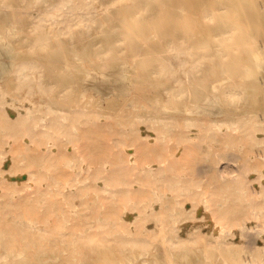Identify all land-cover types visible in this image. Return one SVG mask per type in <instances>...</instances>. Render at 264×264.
<instances>
[{"label": "bare ground", "instance_id": "bare-ground-1", "mask_svg": "<svg viewBox=\"0 0 264 264\" xmlns=\"http://www.w3.org/2000/svg\"><path fill=\"white\" fill-rule=\"evenodd\" d=\"M17 1L25 0H0V15L8 12ZM213 3L215 6H212ZM189 6L193 7L192 12L185 13ZM25 15L24 24L29 32L26 38L32 37L33 41L30 45L42 46L53 36L60 37L67 55L62 53L67 61H71L66 51L68 48L72 55L76 50L82 55L89 50L95 56L91 65L99 72L111 69L115 59L113 48L125 50L129 47L123 45L124 28L115 31V28L124 25H118L122 22L121 18H128L132 36L138 39L136 43L149 53L145 64L148 65L147 76L153 77L134 88L136 110L140 108L139 100L146 97V93L156 90L159 83L168 77L174 78L170 87L155 93L158 105L150 106L151 111L144 108L145 113L133 114L128 122H124L123 113L113 123H107L100 120L101 110L94 106H59L58 99L67 91L66 86L63 92L56 88L54 80L59 75L51 73L46 77L38 66L42 60L38 56L21 59L14 69L19 101L11 99L0 88V143L8 141L4 136L7 135L17 144L12 147L13 156L9 158L8 151L0 147V188L3 189L0 196L10 199L6 205L0 200L1 245L6 246L17 236L29 234L28 223L43 220L46 210L56 212L59 222L54 229L61 235L64 226L62 213L69 208H73L78 219H84L72 226L69 241L83 243V239L88 238V249L78 255L91 258L115 261L137 251L149 253L156 245L161 248L160 254L170 257L166 264H183L172 262V258L186 254L185 244L195 241L188 233L197 225L204 227L209 234L207 244L215 248L223 243H251L264 238V168L261 167V158L253 154L255 165L242 161L235 173L231 170L230 161L239 160V157L228 155L227 161L220 165L216 156H212L194 170L190 163L200 156L193 155L197 150L190 144L192 138L184 136L180 126L182 122L192 126L191 118L185 111L177 117L164 114L169 109L160 103L163 96H176L183 99L178 100L179 103H188L195 78L212 89L213 79L208 69L201 70V67L218 68L223 61L221 47L216 49L215 61L203 60L208 56L205 53H194L195 44L182 29L190 22H182L176 28H165L157 38L145 37L157 32L159 18L178 17L195 18L200 34L211 36L212 32H217L216 39L219 41L221 32L229 33V29L224 30L221 26L214 29L209 20L234 15L264 19L263 5L256 0H46ZM9 29L8 33H13ZM107 36L114 40L110 45L104 43ZM118 59L131 63L129 54ZM231 61L243 62L244 59L236 56ZM223 74L219 72V75ZM235 92L229 89L225 94ZM137 116H140L138 118L145 124L144 127L136 126L134 118ZM79 120L87 123V134L77 125ZM172 122L179 127L178 138L173 137V129L169 128ZM217 125H220L219 121ZM253 128L256 133L264 132V117H258ZM173 140L178 144L172 145ZM54 145L58 147L54 149ZM68 145L77 149L72 156L66 152L65 146ZM199 148L207 154L211 153L210 146ZM69 166L76 171L65 185L76 187V191L59 190L55 182L45 187L40 182H32L34 174L41 178L64 177L70 172L67 171ZM203 172H208L214 180L209 184L211 191L220 187L222 181H228L235 194L219 197L216 194L214 198L196 179ZM14 174L24 176V182L16 180ZM251 174L253 177L249 178ZM81 180L86 181L84 186ZM83 187H89L92 193L99 196V204L91 207L87 216L80 212L90 208L87 201L79 206L72 202L68 207L60 197L65 192L64 196L73 201L76 195H82L79 190ZM220 204L227 207L225 214L219 212ZM101 206L113 209L103 221L97 216ZM120 208H124V212L118 218L117 210ZM7 209L15 212L11 216L12 225L8 223ZM187 212L192 216L178 219ZM86 224L94 225L93 234L84 233ZM38 251L40 253L43 249ZM216 252L223 256L221 251ZM235 253L236 258L231 264H264V257L258 260L254 254L242 250ZM261 253L264 255V251ZM138 260L133 264L147 262L142 257ZM205 264L212 262L208 260Z\"/></svg>", "mask_w": 264, "mask_h": 264}, {"label": "rangeland", "instance_id": "rangeland-1", "mask_svg": "<svg viewBox=\"0 0 264 264\" xmlns=\"http://www.w3.org/2000/svg\"><path fill=\"white\" fill-rule=\"evenodd\" d=\"M45 1H17L8 12L0 15V88L3 92L11 99L16 101L18 99L19 101L17 84L14 80V69L21 59L27 56L30 58L38 56L42 58L38 66L45 72L46 77L51 73L59 75L54 80L57 90L63 92L64 87H67V91L57 101L58 105L63 108H72L76 105H85L88 108L94 106L101 110L100 120L102 122L113 123L123 113L125 114L124 122H128L132 119L133 114L145 113L144 108L150 110V106L158 105V101L154 98L155 93L159 92L160 89L163 91L170 87L174 77H168L166 81L159 83L156 90L146 93V97L141 98L138 102L140 108L138 110L135 109L134 88L141 82L149 81V78L152 80L153 77L147 76L148 65L145 64V60L149 56V53L145 47H140L136 43L138 39L132 36L133 31L130 28L128 18H121L122 22L118 25H122L123 23L124 25L115 28V31L118 32L124 28L122 30V34L125 36L123 45H128L129 47L125 50L113 48L115 59L112 62L111 69L99 72L91 65V60L95 56L89 50L85 52V55H82L78 50L72 55L70 48H68L66 51L71 61H67L64 58L66 52L61 46L62 39L60 37L52 35L53 38L44 42L42 46L30 45L33 41L32 37L26 38L29 32H27L28 28L24 24V20L26 19L24 18L25 14L32 8L41 6ZM256 1L264 6V0ZM212 6H215V3ZM192 10L193 7L189 6L186 8L185 13L192 12ZM182 22H190L189 25L182 29L186 30L185 35L191 36L192 42L195 44L193 48L194 53H205L208 56L202 58L203 60L209 59L215 61V52L217 47L220 46L221 59L223 60L218 68H208L206 65L201 67V70L208 69V73L211 79H213L214 85L212 89H209L201 79L195 78L191 85L192 91L189 94L188 103H179L178 100L183 99H177L176 96H163L164 98L160 102L166 105L165 108L169 109L164 114L177 117L179 113L185 111L191 118L190 124L192 126H186L183 122L180 124L183 135L190 139L192 138L190 144L197 150L193 155L200 156L193 159L195 160V164L192 160L193 162L191 161L190 165L196 170L197 166L206 163V160L212 156H216L218 164L221 165L227 161L228 155H236L239 157V160L230 161L231 170L236 173L238 171V164L242 161H246L250 166H254L255 160L253 154H257L263 162L261 167L264 168V132L256 133L255 128H253L255 120L258 117H264V19L242 18L239 15H234L231 18H214V20H209L208 23L214 29L216 26L218 28L220 26L224 27V30L229 29V33L223 34L221 32V39L218 41L216 39L217 32H212L211 36H207L205 33L200 34L196 29L195 18H159L157 32L154 35L147 34L145 37L157 38L161 33H164L165 28L171 26L176 28ZM8 27H10L9 30L13 33H8ZM113 41L111 36H107L104 43L110 45ZM127 54L131 55L130 64L118 59ZM236 56H240L244 61H231ZM84 57L87 60H83ZM218 71H222L224 74L219 75ZM229 89L232 92H236L229 95L225 94ZM154 114L159 113L154 112ZM138 117L140 116L134 118L137 121L136 126L144 127L145 124ZM217 121H219L220 125H217ZM77 125L81 126L82 130L87 129L85 121L79 120ZM125 126L127 127L126 123ZM169 128L173 129V137L178 138L177 132L179 127L177 123H170ZM86 129L84 130L85 134L88 133ZM191 129H194V131H190ZM190 134H194L195 136L190 137ZM4 136L8 141L0 143V147L8 151L9 158L13 156L12 147H15L17 144L13 140L11 141L9 136ZM176 144L178 143L173 140L172 145ZM204 145H207L208 148L210 146L211 153L207 154L205 153L207 151L204 152L203 148H199ZM53 147L56 149L58 145H54ZM65 149L70 156L77 150L74 145L65 146ZM8 162L11 163L12 161L9 159ZM67 171H70L67 174L68 176L57 177L55 179L48 177L41 178L37 174H34L32 182H40L42 187H45L50 182H55L54 184L59 190L72 189L76 191V187L73 188L65 185L76 169L69 166L67 167ZM13 177L20 182H24L25 180L24 176H19L18 174H14ZM251 177H253L252 174L249 178ZM196 179L201 182L207 191L212 193L214 198H216V194L218 197L235 194L231 191V185L228 181H222L220 187L211 191L209 184L213 183L214 180L210 174L208 175V172L197 175ZM85 182V180L80 181L82 186L85 185ZM79 191L82 195H76L73 201L64 196L63 193L65 192L60 194L61 200L68 207L72 202L79 206L82 202L87 201L90 208L83 209L80 212L84 216L90 215L91 207L99 204V196L97 193H92L89 187H83ZM1 193H3L2 188H0ZM0 200L3 203L5 202V205L6 202L10 201V199L2 196H0ZM187 206L189 210V203ZM111 210L113 209L101 206L97 211V216L103 221ZM157 210L160 211L159 208ZM218 210L223 214L228 211L227 207H224L223 204L219 205ZM123 212L124 208L117 210V217H122ZM7 214L8 223L12 225L13 220L11 216L15 212L9 210ZM62 216L64 226L61 235L57 234L54 229L59 222L56 212L46 210L43 220L28 223L29 227L27 229L29 230V234H18L19 236L9 241L6 246L0 244V264H133L140 257L142 259L146 258V264H166L168 262L167 259L170 258L169 256L160 254L161 248L156 245L149 253L137 251L135 254H129L115 261L101 257L91 258L88 255H78L82 250L85 252L88 249V238H84L83 243L77 240L70 242V232L72 226L77 221H83L84 219H78L73 208L65 210ZM191 216V213L187 212L181 214L178 219L181 220L183 217ZM94 231L93 224L85 225L84 233L91 235ZM188 235L195 238V241H188L185 244L186 254L174 256L172 262L205 264L209 260L212 264H231V261L236 258V253L234 254V252L239 250L254 254L253 256H256L258 260L264 257L261 253L264 251V238L254 240L251 243L248 241L232 244L223 243L221 246H216L215 248V246L207 244L206 240L209 234L204 230L202 225H197L191 229ZM41 248L43 251L39 253L38 249ZM216 251H221L223 256L217 255ZM253 256L251 255V257Z\"/></svg>", "mask_w": 264, "mask_h": 264}]
</instances>
